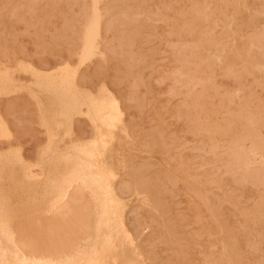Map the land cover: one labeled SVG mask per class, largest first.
Returning <instances> with one entry per match:
<instances>
[{"label":"rangeland","instance_id":"obj_1","mask_svg":"<svg viewBox=\"0 0 264 264\" xmlns=\"http://www.w3.org/2000/svg\"><path fill=\"white\" fill-rule=\"evenodd\" d=\"M259 1L263 4V1ZM115 2L114 4V0H99L97 4L101 15L99 37L94 42L92 55L84 59L81 58L84 32L87 26L90 28L93 25L92 0H0V72L9 78L13 85L15 83L18 86L11 93L0 91V116L11 133L9 140L0 139V152L4 155L1 162L12 163L6 154L12 150H20L23 160L27 163L36 162L38 151L43 149L47 142V134L41 126L38 106V102L46 97V93L44 88L38 85V81L40 76L45 80L46 76L61 77L67 72L69 81L73 82L76 88L91 91L94 95L99 90H103L105 93L102 97L103 102L116 106L120 115L122 114L118 128L113 131L110 146L103 155V160L110 165L115 174L114 191L124 207L121 217L126 234L131 239V243L125 244L123 236L114 237L119 245L117 254L122 257L118 264H205L206 261L208 264L210 260L207 259L212 256L210 253L214 252V246L209 236L210 228L205 210L187 193L185 186L174 182L175 177L206 196L209 194L207 199L212 206L220 203L230 225L235 222V211L248 213L253 217L249 205L257 200L256 196L247 193L250 191L246 190L243 194V191L223 173L222 168H210V171L221 181L222 188H217L214 184L209 187L203 186L198 180L188 178L191 166L198 168L200 172L208 169L212 161L207 155V157L202 156L185 147L176 148L175 145L176 137L182 140L189 136V133L186 134L189 130L186 129L189 127L191 95L199 92L202 83L213 80L217 92L216 97L212 98L214 106H220V100L225 96L234 98L239 93L241 87L239 83L224 75L225 65L216 62L208 65L197 64L194 58L184 54V48L195 47L208 31L218 36L220 26L215 25L209 29L201 24L195 31L190 26L192 22L190 0H115ZM242 2L243 17L247 11L251 12L253 0ZM259 6L256 7L263 9V5ZM134 19L136 22L132 23ZM131 24L132 27L136 25L142 31L135 41L127 36L128 32L133 30ZM102 26L108 31L103 32ZM246 34L254 38L250 30ZM262 36L264 37V34ZM223 45L224 50L221 54L223 53L225 64L227 56L230 58L228 61L233 59L232 42L224 40ZM242 46L245 47V39L240 41L238 46L240 53L245 55L247 52ZM234 65L231 66L234 74L241 77L243 67L241 68L239 63ZM252 70L264 86V69L255 66ZM240 79L244 80L242 83L240 81V84L245 83L243 86L246 88L243 93L238 94L237 102L243 101V97L248 93L246 91L250 90L246 85L249 83L248 79L243 76ZM5 81L6 79L0 77V88L6 84ZM34 84L36 85L33 90ZM252 87L251 90L256 91L250 92L262 100L264 94L261 95L257 88ZM217 95H220V98ZM107 98H111L109 102ZM175 113L180 115L177 116ZM218 115L216 116L218 118H215L220 121L222 117ZM184 117L187 119L184 120ZM72 130L73 140L78 138L89 140L92 136L91 126L84 116L73 120ZM180 153L183 156L181 161L183 166L174 159V156ZM59 169L60 166H57L54 170L59 171ZM182 169L186 174L181 172ZM158 174L168 176L164 181L160 175L159 180L163 184L157 183ZM174 184L178 186H173ZM156 185L162 189V192L165 188H169L171 192L166 190L167 194L165 191L163 194H158ZM25 188H27L26 192H16L11 195L8 209L14 218L15 227L30 233L28 236L34 241V251L39 250L36 254L49 250L53 242L60 244L63 238L61 233L65 235L67 232L72 235L68 237L79 239H84L90 234L93 228V204L87 193H83L82 196L80 194L83 198L79 197L78 193L75 194L76 203L81 199L79 203L82 206L78 203L81 209L72 201V194L69 195L71 200L68 197L69 201L65 200L70 204L63 203L69 205L64 207L69 210L59 212L56 207L60 208V206L55 205L53 208L56 212L49 214L48 202L51 197H43L44 194L38 186L32 190H28L29 186ZM159 206L161 209L156 210ZM69 207L76 211L75 216H78L77 219L75 218L77 224L71 220L78 225H75L76 227L72 222L70 223L71 218L64 219L72 212ZM76 207L80 212L75 209ZM62 212H65V215H62ZM75 216L73 213L72 218ZM177 216L182 218L177 219ZM151 219L152 223H155L153 226L150 224ZM263 221V218H258V226L264 230ZM66 222L75 227L72 228L75 231L72 232L71 226L68 227ZM48 224L52 227L55 224L57 226L52 228ZM134 225H137V231ZM171 225H177L175 234L162 229L163 226ZM201 228L205 232L200 231ZM157 230L163 236L157 234ZM75 232L77 234H74ZM159 234L166 240L164 238L159 240L161 238ZM194 234H196L195 238H193ZM198 234L201 237L199 240ZM173 235L182 239L190 236L187 239L188 249L179 250L172 243ZM68 237L65 235V238ZM31 240L22 241L20 245L25 247L24 249H30ZM165 244H168V247ZM173 251L175 256L172 255ZM259 254V252L255 255L247 254L249 263L264 264V255ZM109 264H113V261Z\"/></svg>","mask_w":264,"mask_h":264},{"label":"bare ground","instance_id":"obj_2","mask_svg":"<svg viewBox=\"0 0 264 264\" xmlns=\"http://www.w3.org/2000/svg\"><path fill=\"white\" fill-rule=\"evenodd\" d=\"M190 1V13L192 18L190 26L197 31V28L200 27L201 24L209 29L212 26L219 25L220 31L218 36L208 31L195 47L192 46V48L188 46L184 48V54L187 57L194 58L197 64L208 65V63L216 62L225 65V72L222 71L227 78L231 77L235 82L237 81V83H239L238 85L241 86L239 88V93H243L246 88V86H243L245 83L242 85L240 84V78L242 76L248 79L247 82L249 83L246 85H248V90H250H245L248 93L245 94L246 96L243 97L244 100L241 102L236 101L239 94L237 93L234 98L225 96L223 100L219 99L221 101V104H219L220 106H214L212 98L217 92L213 80H204L205 82L202 83L200 89H198L199 92H194L191 95L190 116L188 117L187 115L189 119V129L185 128L187 131L189 130V132L186 133H189V136L187 138H182V140L176 137L175 145L176 148L182 147L183 149V147H185L191 152H197L200 155L202 154V156L207 155L212 161L210 164L211 166L207 165L208 169L202 168L204 170L200 172L198 168L191 166V173L188 174V178L190 177L191 179L198 180L199 184L203 186L209 187L214 184V186L219 188L222 183L210 171V168H222L223 173L232 183L243 191V194L247 190L250 191L247 193L256 196L257 200L249 205V208H251L253 212V217L248 213L235 211V222L230 225L229 221L226 219L227 216L224 215L222 211L221 204L218 203L216 206H212L208 202L207 198L209 194L206 196L199 190L189 187L178 177H175L174 182H178L180 183L179 185L185 186L187 188V193H189L195 202L205 210L208 227L210 228L209 236L214 246V252L212 251L213 254L209 252L212 256L209 255L210 257L208 258L206 256L208 252L205 255L208 258H205V260H210L208 264H250L247 260V254L255 255L259 252L261 256L264 255V250L262 251V246L264 247V230L258 226V218L264 219V97L262 96L263 99L261 100L258 96L256 97L250 92L252 91L251 87L254 86L260 91L261 95L262 93L264 94L262 81L254 75L252 70L255 66H260L264 69V37L262 36L264 34V0H261L263 4L259 0H253L251 12L250 10V13L247 11V14L243 15V17L241 16L243 14V0ZM92 2L93 25H91L90 28L87 26L85 30L81 49V58L84 59L92 55V50L95 47L94 42L97 40L96 38L99 37L98 29L100 28L101 17L97 8L99 0H92ZM116 2L114 0V4ZM201 3H203V5ZM260 3L263 6L260 5ZM256 6H262L263 9H258ZM133 22H136L135 19L132 23ZM104 24L106 25V23ZM105 27H107V25ZM131 28H133V30L129 31L127 36L135 41V38L138 37L142 31H140L136 25L132 27L131 24ZM104 30L108 31L107 28L105 29L103 27V32H106ZM248 30L252 32L254 38L249 37V33L246 34ZM243 39H245L246 48L242 47L246 49L247 52L245 55L240 53V48H238L239 42ZM224 40L232 42L231 57L233 58L228 61L230 58H228V54H226L227 63L225 64L223 63V61H225V58L223 59L222 56L223 53L221 54L224 50V45L222 46ZM235 63H239L241 68L243 67L241 77L235 75L231 68ZM240 70H238V72H240ZM66 73L67 72H64L61 77L55 75L46 76L45 80L41 79L40 76V80L38 81V85L44 88L46 93V97L38 102V106L40 109L41 126L46 130L47 142L45 147L38 151V159L36 162L27 163L23 160L20 150H12L6 153L12 163H3L1 162V158L4 155L0 152V264H109L111 261H113V264H118V261H120L122 257L117 254L119 245L114 237L123 236L125 244L131 243L130 236L126 234L125 224L121 217L124 207L119 202V198L114 191L115 174L112 172L110 165L103 160V155L110 146V141L113 138V131L118 128L121 122L122 114L120 115L116 106L103 102L102 97L105 94L103 90H99L94 95L91 91L78 89L73 85V82L69 81ZM0 77L6 79V84L2 85V88H0L1 92L11 93L16 90L18 86L15 83L13 85V82L10 81L6 75L0 72ZM194 77L196 76L194 75ZM243 81H241V83ZM35 85L36 84L32 87L33 90ZM253 91L256 90L253 89ZM32 94H35L34 91ZM219 96L220 95H217L218 98H220ZM110 99L107 102H109ZM218 114L222 117L220 121L216 120ZM178 115L180 114L178 113ZM79 116H84L91 126L92 136L89 140H83L81 138L73 140V120ZM187 117H184V120H186ZM10 138L11 133L0 116V139L9 140ZM188 143H190V145H188ZM174 159L183 166L181 162L183 156L181 153L174 156ZM57 166H60L59 171L54 170ZM181 172L185 173L183 169ZM160 175L164 181L168 177L158 174V184L160 183L159 179H161ZM161 183L163 184L162 181ZM168 183L169 182H167V184ZM144 184L146 183L144 182ZM25 186L30 187L28 190H32L38 186L44 194L43 197H51L48 202L47 212L49 214L56 212L53 208L55 205L62 208L56 207L59 212L68 209L64 207L69 206L66 204H70V202H65V200L67 201L70 199L69 195H74H72L71 199H73L72 201L77 205L81 199L80 201L78 199L79 202L76 203L75 194L77 195L78 193V196L81 197L83 193H87L93 204V228L91 232L88 231L90 234L84 239H79L77 237L70 238L68 235L70 236L71 234H68L64 230L68 238H65L64 233H61L63 238L60 244H55L53 242L49 250L36 254L39 250L37 249V252L34 251V241L29 239L28 236L30 233L15 227L14 218L8 209L11 195L16 194V192H26L27 188H25ZM173 186L178 185L174 184ZM173 186L172 192L174 191ZM156 187L158 194H163L164 191L166 194L168 193L167 191L171 192V190H168L169 188H165L162 192V189L158 188L157 185ZM176 190L178 189L176 188ZM63 203H66V206ZM62 204L63 206H61ZM79 204L77 205L78 208L82 206ZM78 208L76 207L75 209L80 212ZM159 208L161 209L159 206L156 210ZM70 210H72V208H70ZM73 211L74 210L70 212L71 214L68 215L69 217L67 216L64 218L67 220L71 218L70 223L72 221L75 223L77 222L75 218L77 219L78 216H75L76 211ZM64 213L62 215H65ZM73 213L75 216L73 217L74 219L72 218ZM179 217L182 218L181 216ZM179 217L177 216L176 218L178 219ZM153 218L152 216V219ZM152 219L150 223L152 224L151 226L155 224L152 223ZM199 220L196 219L197 222ZM156 221L157 220H155V222ZM74 222L71 224L75 226L77 223L74 224ZM67 223L68 227L71 226V230L78 226L72 227L69 222H66V224ZM146 223L144 225H146ZM50 225L52 224L50 223ZM61 225H59V227ZM55 226H57V224L53 225V227ZM176 226H163L162 229L175 234ZM155 227L153 228L155 229ZM159 227L158 225V228ZM62 228L63 227L60 229ZM134 228L135 231H137V225H134ZM66 230H69V228H66ZM61 231L63 232V229ZM200 231H203L202 228ZM85 232L86 231H84V233ZM158 233L160 232L157 230V234ZM200 233V235L207 236L202 232ZM74 234H77V232ZM160 234L159 236L161 237L162 234ZM195 235L196 234H194L193 238H195ZM173 237L172 243L176 245L179 250L188 249L187 239L190 238V236L187 237V239L178 238L176 235H173ZM199 237L198 240L201 239V237ZM162 238L164 237H161L159 240ZM30 240L33 249L32 247H30V249H24L25 247L23 248L20 245L22 241L30 242ZM164 240L166 239L164 238ZM159 243L161 244V242ZM210 243L209 247H211ZM27 244L29 245L30 243ZM25 246L29 247L27 245ZM166 246L165 248L168 247ZM167 249L169 250V248ZM172 255L175 256L174 251ZM258 261L260 262V260Z\"/></svg>","mask_w":264,"mask_h":264}]
</instances>
